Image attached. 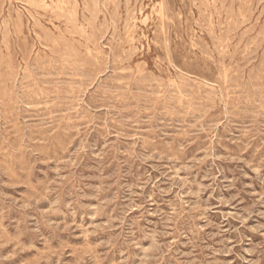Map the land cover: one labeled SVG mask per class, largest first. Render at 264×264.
Masks as SVG:
<instances>
[{
  "label": "rangeland",
  "instance_id": "1",
  "mask_svg": "<svg viewBox=\"0 0 264 264\" xmlns=\"http://www.w3.org/2000/svg\"><path fill=\"white\" fill-rule=\"evenodd\" d=\"M0 264H264V0H0Z\"/></svg>",
  "mask_w": 264,
  "mask_h": 264
},
{
  "label": "bare ground",
  "instance_id": "2",
  "mask_svg": "<svg viewBox=\"0 0 264 264\" xmlns=\"http://www.w3.org/2000/svg\"><path fill=\"white\" fill-rule=\"evenodd\" d=\"M55 3V2H54ZM54 5V4H53ZM56 8V7H55ZM69 9V8H68ZM53 11V10H52ZM136 12V11H135ZM206 12V11H205ZM113 17V16H112ZM244 18V17H243ZM114 27V26H113ZM125 27V26H124ZM77 32V31H76ZM38 35V34H37ZM129 48V47H128ZM130 50V49H129ZM70 53V52H69ZM62 60V59H61ZM43 75V74H42ZM49 75V74H48ZM211 96V94H210ZM142 248V247H141Z\"/></svg>",
  "mask_w": 264,
  "mask_h": 264
}]
</instances>
